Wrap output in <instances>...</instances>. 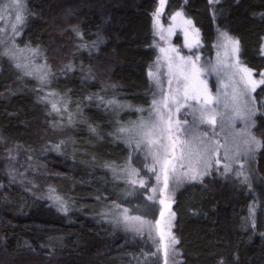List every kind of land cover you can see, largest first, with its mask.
<instances>
[{"label":"trees","instance_id":"trees-1","mask_svg":"<svg viewBox=\"0 0 264 264\" xmlns=\"http://www.w3.org/2000/svg\"><path fill=\"white\" fill-rule=\"evenodd\" d=\"M157 1L27 0L19 38L0 34V139L48 173L11 182L0 145V264H135L152 253L104 218L129 206L120 199L131 188L119 170L135 161L119 129L138 113L126 116L115 103L137 112L150 105L146 68L158 55L151 18ZM164 8L192 20L203 54H212L216 21L239 41L250 69L264 71V0H223L214 17L206 0H169ZM14 46L35 48L37 65L47 59V82L3 55ZM64 99L81 106L78 114L52 110L50 101ZM255 99L259 179H206L178 191V264H264V85ZM48 186L61 202L47 199Z\"/></svg>","mask_w":264,"mask_h":264},{"label":"rangeland","instance_id":"rangeland-1","mask_svg":"<svg viewBox=\"0 0 264 264\" xmlns=\"http://www.w3.org/2000/svg\"><path fill=\"white\" fill-rule=\"evenodd\" d=\"M169 0H166V3ZM183 3L189 0H181ZM223 0H219L218 3H220ZM206 2L209 5V9L211 12V15L214 17V10L218 3H209V0H206ZM8 3V0H5L0 3V9H3L4 6ZM27 4V0H26ZM159 7V0L157 1L156 9ZM165 7V6H164ZM155 9V11H156ZM154 11V12H155ZM153 12V13H154ZM176 12H181L182 16L177 17L175 21L171 19L172 16L175 15ZM174 11L171 15H165V8L163 9L162 15L160 17L161 25L165 29L164 36L165 39H160V36L157 33V29L154 27V17L153 13H151L152 18V29H153V35H154V43L157 48V58L155 62L149 64L146 68V74L148 77V82L151 87L149 92L147 93L148 97V103H150L149 106H147L144 109H138V112L136 111L135 105L128 104V103H115V105H118V109L123 112V114L127 115H133V113H138L133 119H128L126 122L121 124V128H128L132 129L133 126L137 123H139L141 120H148L150 119L149 113L152 110V100L160 99L164 94H166L169 91V85H168V69L167 64L164 59V54L160 52V48H166L171 49L175 48L180 56H183L185 58L192 57V59L195 61V57L199 56V60L195 61L198 68L203 69L204 71L199 77L200 81H203V84L200 85L202 89L206 88L208 94L211 95V97L214 100H218L219 103H213L209 107L213 108L216 112V127L213 130L212 126L207 123H199L197 117L199 116V113H195V116L193 114V108L190 107H183L180 109L178 113H174V118L178 119L182 123V128L184 129H191L193 127L196 128L197 134L208 132L210 136H212L213 139L218 140L220 144L225 145V147L220 148L219 150V156H213V163L212 166L208 169L207 174L203 175L202 178H198L196 181H190L187 178L180 177V182L177 183V177H173L170 179L169 182V193L171 194V211L175 213L173 209V205L175 202V197L179 190H181L183 187L187 186L191 183H203L206 179H224V180H231L232 178L238 177L236 175L237 172L242 173V175L239 176V178L246 179V181H258L259 177L256 171V156L258 151L262 147L254 149L253 151H246V145L243 143L244 140H246L248 137L244 135L237 136V133H242L245 131H248L247 128V122L241 119H230V117L233 116V113L231 112L230 107L226 108L225 104L229 102L230 94L233 90L232 85V78H231V71L224 67L222 65V61L226 62L228 60V57L225 56V50L222 48H219L217 45L219 43V32H227L224 29H220L218 25L216 24V21L214 22V28L216 32L215 40L213 43L212 48V54H203V42H202V36L200 30L194 25L192 22L191 25L184 24L185 20H191L190 18L185 16V13L182 9H179L177 11ZM14 11L7 10L3 12L4 19L0 20V34L5 35L6 37L9 35V38L11 40L19 38L21 35L22 30L24 29L26 25L25 20L23 25L18 26L19 27V34L13 35L11 31L10 25L14 23ZM192 21V20H191ZM173 25V32L171 35L168 34L166 31L167 28ZM185 29L188 30V43H193L196 39L195 33L193 30H198L199 33V45H195L191 48L186 46V40H185ZM228 33V32H227ZM229 36H231L234 40H237L235 37H233L230 33H228ZM231 47V46H230ZM24 49V52L18 56V62L22 64L28 65V70H32L35 66H41L44 72L47 73L46 82L49 80V69L47 66V63L45 62L47 59L43 58L42 64L37 65L36 61L37 59H41L42 56L37 52L35 48L25 47L21 48ZM34 50V51H29ZM263 51H264V42H263ZM170 55H175V53H169ZM27 57V59H25ZM236 58L239 59L242 66H245L250 69V67L241 59L240 53L238 52L236 54ZM40 61V60H39ZM251 70V69H250ZM149 71H152L157 74L156 79H152L149 77L148 73ZM252 71V70H251ZM264 73L262 71L259 75H256L253 71V79H260L261 74ZM40 73L33 72L32 76H38ZM238 79V77H236ZM175 82H173L172 87L175 88ZM261 86V85H260ZM258 86V87H260ZM257 87V88H258ZM256 88V90H257ZM256 92V91H255ZM255 92H252L250 95L251 97L255 98ZM225 93H228L229 95L226 96ZM57 101V100H55ZM194 101H189V105H193ZM72 103L70 100H59L58 101V107L60 108V111L58 113H65L66 115L70 114L71 110H76V113L78 114V109L80 111L81 106H75L72 108ZM250 106H254L256 109L255 115L252 116V121L255 122V127L251 128V132L261 141V136L256 131V115L258 113L257 110V102L255 99L254 105L251 104ZM195 107H199V105H195ZM66 108V110H65ZM142 110V111H141ZM187 120V124H183V121ZM214 133V135H213ZM122 137L120 140L130 149L129 154L132 155L133 160L135 161L131 165H125L124 168L119 170V173L121 174V178L125 180V182L128 184V186L131 188L130 191L126 194L121 195V198L124 202L128 203L129 206H120L119 208L115 207L113 210L109 212V214H105L104 221H110L111 225L116 230H122L123 232L128 233V242L130 244H140L143 247H147L151 249V252L156 251L155 245L153 243L152 239H149L147 230H145L143 235H138L135 232L126 230V227L124 223L122 222V216L121 213H123V210L126 208L128 209V215H140L143 216L147 220L155 221L158 220L159 217V209L160 204L157 201L149 199V197L156 196L159 197L160 193L159 190L156 193H153L151 191L152 187H158L162 188V183L158 186L157 181L155 179V173L150 171V168L152 166V159L147 154V149L143 146L141 148L136 147V135L135 131H129L124 132L121 134ZM181 138H190L186 133L181 132L180 133ZM0 145L3 150H5V159L7 161L2 164L5 165L7 168V176L10 179L11 182H18V181H24L27 182L28 178H33L36 176H46L48 173L44 174L45 172H41V169L33 168L31 165H27L24 162L23 157L21 154H19L16 150L11 149L7 146L6 143H4L0 139ZM237 145H239V155H234V153L237 150ZM225 148H229L232 151L229 153L230 156H233L231 160H224V152ZM11 155H13L11 157ZM216 159H220V164L217 165L215 163ZM11 160V161H10ZM9 161V162H8ZM230 164L231 171H228L225 173L224 171V165ZM243 165V167H241ZM132 169H135L138 172V176L131 177L132 179L144 180V187H141L139 183H136L135 185L130 184L129 181V173ZM179 171V170H178ZM20 183V182H18ZM52 186H48V191L46 193L47 199L53 200L54 205L58 202H61L62 199L60 196L56 195L54 193L55 190L51 188ZM50 189V190H49ZM57 197L60 199L57 200ZM138 197H140L138 199ZM138 199V200H137ZM259 199V198H258ZM137 200L136 202H134ZM260 200V199H259ZM131 202V203H129ZM68 203L66 202L64 204L63 208H67ZM157 211L154 218L152 217L153 213ZM175 220H176V213L175 217L172 220V233L175 236V238L179 241V238L176 236L174 227H175ZM133 235V236H132ZM137 236V237H135ZM177 243L174 248L175 252H170L169 256V264H178L179 262V254L180 249L178 248ZM150 255V254H149ZM156 255H150L143 256L139 260L134 258L135 264H163V255L162 253H158V256L156 260L152 263V258H155ZM151 257V258H150Z\"/></svg>","mask_w":264,"mask_h":264},{"label":"snow or ice","instance_id":"snow-or-ice-1","mask_svg":"<svg viewBox=\"0 0 264 264\" xmlns=\"http://www.w3.org/2000/svg\"><path fill=\"white\" fill-rule=\"evenodd\" d=\"M166 0H159V7L153 13L154 27L157 29V33L160 39L164 40L165 29L161 25L160 17L162 15ZM219 0H209V3H218ZM14 11V23L10 25L13 35L19 34V27L23 25L27 14L26 0H8V3L3 9H0V20L4 19L3 12L7 10ZM182 16L181 12H176L171 17L173 21L177 17ZM184 24L191 25V20H185ZM173 25L167 28L169 35L173 32ZM196 39L193 43H188L189 32L185 29L186 46L191 48L195 45H199V33L198 30H193ZM219 48L225 50V56L228 57L226 62H221L222 65L231 71L233 90L230 94L229 102L225 104L226 108L231 109L233 116L230 119H241L247 122L248 131L237 133V136L244 135L248 138L243 141L246 145V151H253L256 148L261 147V141L251 132V128L255 127V122L252 121V116L255 115L256 109L254 106L255 98L251 97V93L256 91V88L260 85H264V73L261 74L260 79H253L252 71L242 66L236 54L239 52V41L234 40L227 32H219ZM231 46V47H230ZM34 51V50H29ZM24 52V49L16 48L4 52L3 55L9 56L12 60H18V56ZM160 52L164 54V59L167 64V75L169 91L164 94L160 99L152 100V110L149 113L150 119L141 120L135 124L132 129L120 128L119 132L135 131L136 147L139 149L142 146L147 149L148 156L151 157L153 163L150 171L155 173V179L157 185L162 183V188L152 187L151 191L156 193L159 190V197L152 196L149 199L157 201L160 204L159 219L154 222L145 219L140 215H128V209H124L122 216V222L124 223L126 230L135 232L138 235H143L147 230L149 239L153 240L156 251L149 253L150 255H156L162 253L163 264H169L170 252H175L174 246L179 243L172 233V220L175 217V213L171 211V194L169 193V182L173 177H177L176 182H180V177L187 178L190 181H196L198 178H202L207 174L208 169L212 166L213 156H219V150L225 145L220 144L218 140H215L210 136L208 132L197 134L196 128L191 129L182 128L180 120L174 118V113H178L183 107H192L193 114L199 113L197 117L199 123H207L212 126L213 130L216 127V112L213 108L209 107L213 103H219L218 100H214L210 94H208L206 88L200 87L203 81L199 80L200 75L204 71L198 68L195 61L199 60V56L195 57V61L192 57L180 56L175 48L166 49L160 48ZM169 53H175L170 55ZM27 59V57H25ZM17 68H23L25 75H32L33 72L40 73L37 79L41 83L46 82L47 73L43 71L41 66H35L31 71L28 70L27 64L17 62L15 65ZM149 77L156 79L157 74L149 71ZM238 77V79H236ZM175 82V88L172 87ZM50 95H55L50 93ZM228 96V93H225ZM189 101H194L193 105H189ZM53 111L59 112L58 102L50 101ZM110 104L115 101H109ZM199 105V107H195ZM66 110V108H65ZM142 111V110H141ZM188 121L184 120L183 124H187ZM95 131V129H92ZM184 132L190 138H181L180 133ZM214 135V133H213ZM232 150L225 148L224 160H231L233 156L229 153ZM239 145L234 155H239ZM215 163L220 164V159H216ZM243 167V165H241ZM179 170V171H178ZM224 171L227 173L231 171L230 164L224 165ZM239 177L242 173L237 172ZM138 176V172L132 169L129 173V183L135 185L139 183L141 187H144V180L137 181L131 177ZM60 198L57 197V200ZM61 207L63 204L61 203ZM119 208V205H117Z\"/></svg>","mask_w":264,"mask_h":264}]
</instances>
